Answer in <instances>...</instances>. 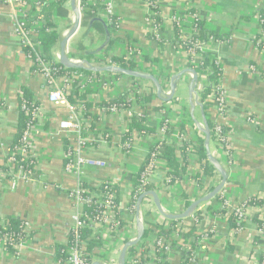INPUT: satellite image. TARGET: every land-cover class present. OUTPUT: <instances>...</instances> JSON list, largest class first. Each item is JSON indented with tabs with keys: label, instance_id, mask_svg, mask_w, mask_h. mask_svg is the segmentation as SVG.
I'll return each mask as SVG.
<instances>
[{
	"label": "crops",
	"instance_id": "obj_1",
	"mask_svg": "<svg viewBox=\"0 0 264 264\" xmlns=\"http://www.w3.org/2000/svg\"><path fill=\"white\" fill-rule=\"evenodd\" d=\"M11 1L19 0H0V99L7 104V109L0 112V165L8 155L17 131V99L22 87L34 92L40 101L43 119L50 122L52 118V122H42L43 124H37L34 128V152L41 176L33 182L17 179L15 187L10 181L0 177V220L19 217L27 221L36 232L29 245L20 251L19 258L0 249V264H56L55 245L67 243L73 226L72 216L75 213L68 192L76 187L77 180L63 171V139L66 138L57 139L51 136V129L58 127L68 111L65 105L53 106L45 101V81L41 74L33 73L32 61L22 52L14 26L17 9ZM112 1L114 15L119 18L118 35L124 38L113 51L120 55L131 47L139 51L137 53L143 52L157 57L158 63L154 66L157 74H170L172 77L178 71L191 67L186 52L170 44V41L176 40V19L182 34L191 32L195 18L189 10L194 9L198 13L208 30L220 36L230 35L228 41L209 42L207 51L219 60L224 70L221 83L226 92L227 107L226 114L218 116V119L229 130L228 143L232 149V163H229L224 150L213 142L211 151L229 173L223 192L230 209L239 207L252 198H259L262 203L246 208L244 227L239 232L230 230L227 221L213 213V210H220L218 199L201 205L198 224L192 223L190 218L178 223L182 222L186 231L197 226V234L203 236L198 249L200 264H258L264 253V232L260 233L261 228L264 231V79L254 72L252 64L264 74V50L258 49L253 43L261 33L258 11L264 6V0H153L164 20L159 30L149 21L151 9L147 0ZM99 16L106 21L101 11ZM56 23L62 37L73 27L70 0L56 13ZM92 24L93 22L82 21L79 32L68 46L69 54H75V59L87 60L85 55L98 54L109 39L105 24L99 29H92ZM155 35L167 42L161 51L158 42L153 38ZM59 55L58 43L52 50V56L58 61ZM191 79L187 75L186 81L182 80L180 83L179 91L185 89L186 96L177 93L182 107L179 111L184 108L189 111L187 86ZM122 85L116 84L103 92L90 89L85 97L90 102L96 100L98 103L113 100L123 93ZM153 91L155 92V88ZM156 104L160 105L158 100ZM210 111L216 116L212 108ZM178 116L179 112H170V117ZM195 118L203 125L199 109L195 111ZM185 123L187 139L198 142L203 134L191 116L190 121ZM108 125L114 130L119 129L117 121L112 125L108 122ZM154 134L151 132L149 145L154 141ZM172 142L182 146L175 137ZM38 151L42 153L39 154ZM96 153L108 161L109 165L105 170L88 172L94 176L90 181L93 185L99 183L100 177L117 176L124 168L119 149L106 147ZM143 158L142 150H136L132 154L131 167H137ZM196 163V156H191L188 174L169 189L159 191L165 213H182L201 197L192 177L196 173ZM166 171V168H162L161 173L166 174ZM217 180L218 176L211 180L204 177L203 183L212 188L217 185ZM172 200L179 202L176 210H173ZM151 212L150 219L158 225L165 226L171 222L162 217L153 206ZM259 222L262 223L261 228ZM206 233H211L212 236H205ZM170 264L184 262L175 252Z\"/></svg>",
	"mask_w": 264,
	"mask_h": 264
},
{
	"label": "built area",
	"instance_id": "obj_2",
	"mask_svg": "<svg viewBox=\"0 0 264 264\" xmlns=\"http://www.w3.org/2000/svg\"><path fill=\"white\" fill-rule=\"evenodd\" d=\"M11 2H14L17 9L14 26L20 39L21 48H23V46H33L29 35H34L36 29L41 27L42 23L41 21H38L33 24L30 29L27 28L26 15L27 12L30 11V5L27 3V0ZM102 3L104 5V8L101 11L102 16L106 21H108L111 17L115 16L113 1L103 0ZM147 4L151 9L149 21L156 27L157 30H159L162 25L156 24L155 17H161L160 9L153 0H147ZM78 6L80 8V0H78ZM193 17L195 19L199 18L196 11L193 13ZM195 36L196 32L193 24L189 34L181 33V36L175 40L176 46L182 48L188 55V58H192V60L189 59L191 62L190 68H194L193 66L199 65L202 60V53H208V43L215 41L213 37H210L208 43L204 42L198 45V52L195 50L184 49L183 46L188 45ZM154 40L158 42L162 39L159 35H155ZM262 41H264V36ZM135 53L136 51L133 48H127L124 54L120 55L116 54L113 50L101 51L93 56V58L89 61L93 65L99 67L119 66L114 62V57L124 56L126 60L132 61L136 60ZM68 55L70 57L71 54L68 52ZM70 59L75 62L82 61L71 57ZM37 62L39 63V74L43 76L45 81V91L47 93L45 101L53 106L65 105L67 107V116L59 122V125L55 130L51 129V136L56 137L57 139L62 137L67 139L68 144L65 147L63 171L67 175H73L77 180L76 187L68 193V197L74 207L75 213L72 216L73 226L70 231L75 233L77 241L76 244L69 250L68 259L64 262H57L56 264H119V257L123 247L127 243L135 242L137 238V211L140 215V220L144 224L145 230L150 227L148 223L146 224L145 219L147 214L152 213L151 207L153 206L155 210L158 211L151 197L144 198L140 209L138 210L139 198L150 192L146 190L149 186L155 187V189L151 191H155L159 196V191L167 190L173 185L170 178H168L166 174L161 173L162 168H166L165 162L160 158L163 145L171 143L173 137H175L176 141H179L181 144L187 142L190 143L185 136V131L182 132L180 130V124L182 121L180 118L183 115V111H179L178 109L181 108L182 110L180 105L181 101L179 100V103L176 105L168 104L172 105L171 107L166 106L165 108H160L156 112L149 113L147 111L146 103H144L141 98H139L138 101L136 97L137 92L141 97L151 92V87L153 86L148 81L133 79L125 76H116L114 74L84 75L78 72H67L66 74L56 78L52 63L45 62L41 60L40 57H37ZM218 62L219 60L217 59L216 63ZM192 77L193 76H191V78ZM163 78L164 79L161 83L164 90L165 92L170 93L172 77L170 74H163ZM120 83L123 84V93L129 94L126 99L128 106L122 104L119 106L113 105L110 107H98L93 108L92 110L88 109V113L97 112L99 114L97 121H93L89 117L85 116L86 107L83 103H72L69 99L73 93L74 85L76 84L80 87L81 95L87 96L90 89H94L95 92H103L107 91L116 84L119 86ZM209 85L207 75L203 77L200 76V83L198 87L199 94L207 89ZM212 87L213 88L209 93L206 102L209 103L210 108L216 112L213 129V143L224 150L226 156L229 158V163L231 164L233 154L228 143L229 130L225 125L220 123L218 119V116L221 117L226 114V92L222 87L221 81L218 85H214ZM91 103L96 104L98 102L96 100H91ZM5 109H7V107L1 108L0 112ZM173 111L179 112V116L177 117L179 121L177 118L170 117V112L173 113ZM33 117L37 120V123L30 126L26 131L23 139V145L17 148L14 152H8L10 157L7 166L11 170L14 168L16 162L15 156L19 155L28 159V151L33 155L38 164L37 156L34 152V128L37 124H43L42 122H45V124L51 123L52 118L50 119V122H48V119H43L41 106L33 112ZM134 120L141 121L146 127L154 128V141L151 145H149V140L152 135L151 132L147 130H135L132 132V138H126L129 134V127ZM115 121H117L119 126V129L117 130H114L108 125V122L112 125ZM106 147H115L120 150V153L122 154V161L121 159L120 161L121 164L124 165V168L117 176H108L106 178L100 177L99 183L93 185L90 181L92 177L94 178V176H92V174L89 175L88 172L100 171L108 168V161L96 155V152H99ZM136 150H142L144 158L136 167V170H133L130 161L132 154ZM38 152L39 154L42 153L40 151ZM215 173L216 178L218 176V185L221 182V177L216 171ZM137 174H139V184L134 183V177ZM6 176V173L0 171V177L5 181L8 180ZM20 178H23L26 182H33L38 179V176L35 174L27 176L20 171L17 175H15L13 181H8H10L11 185L15 187L17 179ZM223 191L216 198H214L218 199L220 210L225 209L228 213L234 212L240 224L245 222L246 208L249 206L240 205L239 207L230 209V205L227 202ZM209 193H211V191L203 194L201 197H205ZM89 207L96 209L95 216H91L87 213V208ZM227 217L228 216H224L223 218L227 221ZM190 219L195 225L198 224L200 220L198 211L195 212ZM184 220H182V222H184ZM182 222L173 226L171 221L168 225L164 226L166 230H173L172 235L168 239L160 236L158 231H150L149 234L144 236L135 247L127 251L125 264H170L172 256L175 252L180 255L182 260L185 258V264H200L198 251L187 254V246L183 244L184 241H182L181 235V233L186 231V228ZM243 227H240L237 232L242 230ZM81 228H88L94 233H101L102 238L104 239V246L101 249H98V253H95L90 258L86 255L87 242L79 241L81 239V235L78 230ZM128 230L133 231L134 235L130 238L122 240V245L119 246V255H113L108 260L106 256L110 251L109 248L117 246L121 241L120 238L122 233ZM262 230L263 228L260 229V233L264 232ZM25 231L28 237L22 244L16 247L19 254L20 251L31 242V238L29 237V234L32 231L30 224H28ZM205 236L210 237L207 233ZM109 239H112L110 243H108ZM7 242L8 238L6 236L2 238L0 237L1 250H5ZM258 264H264V253L262 254Z\"/></svg>",
	"mask_w": 264,
	"mask_h": 264
},
{
	"label": "trees",
	"instance_id": "obj_3",
	"mask_svg": "<svg viewBox=\"0 0 264 264\" xmlns=\"http://www.w3.org/2000/svg\"><path fill=\"white\" fill-rule=\"evenodd\" d=\"M69 0H39L37 2L28 1L27 3L30 5V11L27 12L26 15V24L27 28L35 24L38 21H41L42 26L36 29L34 35H29V38L32 40L33 46H23L22 52L32 61L33 73H40L39 63L37 62V57H40L41 60L45 62L52 63V67L54 69V73L56 78L58 76L64 75L67 72H78L84 75H93V73L82 71V70H67L65 69L59 62L54 59L52 56V50L54 47L60 42L62 39V35L58 31V25L56 23V13L62 8L64 4H66ZM103 0H80V10L82 14L83 23L93 22L92 29H99L102 24H105L106 30L109 36V43L102 51H112L116 45L124 40L123 37L118 35L119 32V18L116 16L111 17L108 21H103L100 19V11L104 8L102 3ZM195 12L194 9L189 10V13L193 14ZM258 17L260 18L261 25V33L256 37L253 41L255 46L264 50V6L258 11ZM155 21L157 25H162L164 20L160 16L155 17ZM194 29L196 32V36L190 41L188 45L183 46L186 50H195L198 52V45L201 43H208L210 37H213L216 42L228 41L230 40V35L220 36L215 32L210 31L206 28L205 21L196 18L194 20ZM175 33L176 39L181 36V32L177 24L175 25ZM155 39V36L153 37ZM165 40L158 41V46L160 51L164 49L166 45ZM170 44L176 46L175 40L170 41ZM131 48V47H130ZM134 49V48H133ZM136 51V50H135ZM136 51L135 58L136 60L128 61L124 56L114 57V62L122 68L129 70H140L146 73H150L156 76L161 82L163 81V75L157 74L154 72V66L158 63V58L152 57L149 54H144L143 52L137 53ZM100 53V52H99ZM138 54V55H137ZM93 55H85L87 60H90L95 56ZM202 60L199 65L193 66L200 76H206L208 78V83L210 84L207 89L200 93V100L204 104L206 118L211 129V142L214 141V120L215 115L210 111V105L206 102V99L209 93L212 90V86L218 85L223 78L224 70L221 63H216L217 59L208 53H202ZM71 58H75V54L70 55ZM84 58V56L82 57ZM141 59V60H140ZM192 60L191 57H189ZM252 68L254 72L258 73V75L264 79V74L258 70V68L252 64ZM121 76V75H116ZM152 85V84H151ZM153 86V85H152ZM129 94L122 93L119 97L113 100L101 101L99 103L93 104L86 99V95H81L80 87L76 84L74 85L73 93L69 97L72 103H83L86 107L85 116L89 117L93 121H97L99 118V114L96 112L88 113L87 110H92L93 108L98 107H110L113 105H127L126 101ZM136 97L139 101L141 98L144 103L147 105V111L149 113L156 112L160 108H165L167 104L176 105L179 103V95H176L174 100L170 103H164L160 99L157 98L156 94L153 92V87H151V92L145 94L141 97L138 92ZM156 100L159 102V106L156 104ZM41 106L40 101H38L34 92L27 88L22 87L18 99H17V110H18V124L17 131L15 133L13 143L9 147L10 152H14L17 148L23 145V139L26 131L30 126L35 125L37 120L33 117V112L39 109ZM6 102L3 99H0V110L1 108H6ZM190 121V114L187 109H183L182 121L180 124V130L182 132L186 131V123ZM129 134L126 138H132L133 131H143L147 130L149 132H153L154 128L146 127L143 125L141 121L134 120L133 123L129 127ZM64 147L67 146L68 141L63 139ZM176 142L166 143L163 145V149L161 152V160L165 162V167L167 169L166 176L170 178L171 183L174 184L180 180H182L189 171L190 167V158L191 155L196 156L197 158V169L196 173L192 176L195 182L197 183L199 195L210 192L214 189V187L209 188L207 184L203 183V178L206 177L211 180L215 175L214 167L209 163L207 159V154L204 145V136L201 135L198 142H190L183 143L181 147H179ZM154 149V147H153ZM9 155L5 158L4 163L0 165V171H3L7 174L6 178L10 181L14 180L15 175H17L20 171L27 176L31 174H35L37 176H41V171L38 170L37 161L33 157V155L28 151V159H25L22 156L16 155L14 168L11 170L8 166ZM134 183L139 184V174L135 175ZM155 189L153 186L147 187V191H151ZM69 193V192H68ZM262 203V200L259 198L248 199L243 205L245 206H254ZM87 213L91 216L96 215V209L93 207L87 208ZM216 215H220L222 217H227V223L230 230L238 231L240 227L244 226V222L241 224L238 221L237 216L234 212L228 213L227 210H218L213 212ZM148 227L145 230V236L149 234L150 231H158L160 236H163L165 239L170 238L173 233V230H166L163 225H158L150 219V214L146 215L145 219ZM178 221H172V225L175 226ZM28 222L19 217H10L6 220H0V237L6 236L8 238V242L5 245V251L14 256L15 258H19V253L16 250V247L22 244L26 238L28 237L26 233V228L28 226ZM259 226L261 228L262 223L259 222ZM197 226H193L189 230L181 233L182 241L185 246H187V254L195 253L200 248V243L202 239V235L197 234ZM81 235V239L79 241L87 242V250L86 255L88 258L93 256L95 253H98L97 250L101 249L104 246V239L102 238L101 233H94L92 230L88 228H81L78 230ZM36 235V232L33 230L30 232L29 237L32 239ZM207 235L212 236L210 233ZM76 235L74 232L69 231L68 239L66 244L55 245V261L64 262L68 259V252L72 246L76 244ZM230 248H228L229 250ZM185 259V258H184ZM183 259V262H184ZM185 264V262H184Z\"/></svg>",
	"mask_w": 264,
	"mask_h": 264
},
{
	"label": "water",
	"instance_id": "obj_4",
	"mask_svg": "<svg viewBox=\"0 0 264 264\" xmlns=\"http://www.w3.org/2000/svg\"><path fill=\"white\" fill-rule=\"evenodd\" d=\"M72 15L74 19V24L71 30L64 36L59 42L60 47V55L58 58L59 64H61L67 70H82L86 72H90L93 74H114V75H121L133 79H141L144 81L150 82L155 88V94L158 99H160L164 103H170L176 97L179 86L182 80L186 81L187 75L193 76L190 80L187 91H188V105H189V112L192 120L194 121L198 130L204 136V145L207 154V159L209 163L214 167L215 171L220 175L221 182L214 187V189L205 197H201L197 199L194 203H192L184 212L178 214H166L161 205V199L155 191H150L144 195H142L138 200V210L140 209L141 203L143 202L144 198L151 197L158 212L165 218L171 221H180L184 219L191 218L195 212L200 210L202 204L208 203L216 198L224 189L226 184L228 183L229 173L224 168L223 164L216 158V156L211 151V129L209 127L204 104L200 100L199 94V83H200V74L194 68H187L181 71H178L172 76L171 79V91L170 93L165 92L164 87L161 81L154 75L150 73H144L137 70H129L119 66H106V67H99L93 65L89 60H82L80 62H75L70 59L68 55V46L71 40L77 35L81 26H82V14L81 10L78 6V0H70ZM109 43V39L105 42L103 47L99 52H101ZM199 109L201 112L202 122L201 125L195 118V111ZM136 227H137V238L135 242L127 243L119 257V264H125L126 261V254L129 249L135 247L145 236V227L142 221L140 220V215L137 211L136 215ZM98 264V263H94Z\"/></svg>",
	"mask_w": 264,
	"mask_h": 264
},
{
	"label": "rangeland",
	"instance_id": "obj_5",
	"mask_svg": "<svg viewBox=\"0 0 264 264\" xmlns=\"http://www.w3.org/2000/svg\"><path fill=\"white\" fill-rule=\"evenodd\" d=\"M76 49L78 50V46H76ZM178 94H180L181 96L183 95V96H186V90L184 89V90H180V91H178ZM180 120H182V118H180ZM133 170H136V167L134 168L133 167ZM172 204L174 205V208H173V210H176L177 209V206H179V202L178 201H174V200H172ZM166 206H168V205H166ZM171 207V206H170ZM170 207H169V209H170ZM150 216H152V213L150 214ZM134 235V232L133 231H125V232H123L122 233V235H121V241L118 243V245L117 246H112V247H110L109 249H110V251H109V253L107 254V256H106V258L109 260L110 259V257L111 256H113V255H116V256H118L119 255V253H120V249H119V246L120 245H122V240H124V239H126V238H130V237H132ZM110 241H112V239H109V241H108V243H110ZM104 258V257H103Z\"/></svg>",
	"mask_w": 264,
	"mask_h": 264
}]
</instances>
